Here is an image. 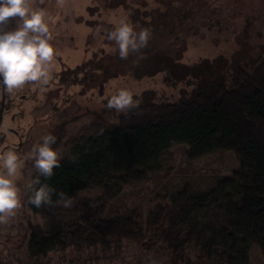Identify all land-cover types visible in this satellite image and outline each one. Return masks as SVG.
<instances>
[{
  "label": "rangeland",
  "instance_id": "obj_1",
  "mask_svg": "<svg viewBox=\"0 0 264 264\" xmlns=\"http://www.w3.org/2000/svg\"><path fill=\"white\" fill-rule=\"evenodd\" d=\"M0 33L12 46L6 72L19 76L22 64L31 81L22 85L28 100L22 115L12 108L2 119L10 149L0 153V264H169L168 252L156 243L126 242L106 253L68 247L28 254L30 227L55 233L77 220L81 201L100 195L79 190L58 209L31 208L43 166L69 156V146L47 153L49 140L70 143L97 115L115 121L138 103L187 101L201 84L219 78L230 86V64L257 55L264 44V0H0ZM42 33L48 37L44 48ZM79 65L86 68L83 76L67 87L60 72ZM187 149L170 148L161 171L125 183L106 217H144L185 186L209 189L239 170L230 151L190 160ZM196 254L190 249L192 264H198ZM249 256L250 264H264L258 247Z\"/></svg>",
  "mask_w": 264,
  "mask_h": 264
},
{
  "label": "trees",
  "instance_id": "obj_2",
  "mask_svg": "<svg viewBox=\"0 0 264 264\" xmlns=\"http://www.w3.org/2000/svg\"><path fill=\"white\" fill-rule=\"evenodd\" d=\"M230 68V86L219 78L201 84L187 101L131 105L115 121L97 115L70 143L51 140L50 150L69 146V156L43 166L29 196L31 208L58 209L79 190L97 189L100 195L81 201L77 220L55 233L30 227L28 254L68 247L106 253L132 242L158 244L169 264H192L190 249L197 251L198 264H250L252 246L264 256V44ZM85 70L69 68L60 80L67 73L76 80ZM177 145L188 147L190 160L230 151L239 170L209 189L185 186L144 217H106L124 184L161 171L167 151Z\"/></svg>",
  "mask_w": 264,
  "mask_h": 264
},
{
  "label": "flooded vegetation",
  "instance_id": "obj_3",
  "mask_svg": "<svg viewBox=\"0 0 264 264\" xmlns=\"http://www.w3.org/2000/svg\"><path fill=\"white\" fill-rule=\"evenodd\" d=\"M44 36L42 37V44L45 47V43L48 40L47 35L44 33ZM15 41H17V43H21L22 42V37L20 35H17L15 38ZM16 43V42H15ZM12 46H10L8 44V42L6 41V39L4 38V33H0V153L1 150H5V149H10V145L8 143H6V139H7V132L9 131L7 128H3L2 129V119H3V115L4 113L6 114L7 112L10 113V110L12 108H17V112H19V115H22V102H26L28 101L25 98V95L22 93V85H27L29 82V77L27 76V72L25 70V66L22 67V64L20 65L19 69H20V75L18 76L16 74V71L11 70L10 72H6V65H5V58L6 56L9 54V51H11ZM24 68V69H23ZM69 69H65L63 71L60 72L59 74V79L63 78V76L65 75V73L68 71ZM66 71V72H65ZM65 72V73H64ZM23 76V77H22ZM66 83H67V87L71 86V82H73V77L72 75H69L67 73L66 75ZM8 78V79H7ZM9 78H11L13 81H11ZM33 80V79H31ZM64 83V82H63ZM9 84V85H8ZM8 87V89H7ZM63 88V86H62ZM45 102V101H44ZM66 102H68V99L66 100ZM45 104V103H43ZM57 108V105H52L51 109L55 110ZM11 115V114H10ZM9 115V116H10ZM55 139H58L57 136H53L50 138L49 143H51L50 141L53 140L55 142ZM49 143L48 146L49 147ZM50 149L47 148L46 152H48Z\"/></svg>",
  "mask_w": 264,
  "mask_h": 264
}]
</instances>
